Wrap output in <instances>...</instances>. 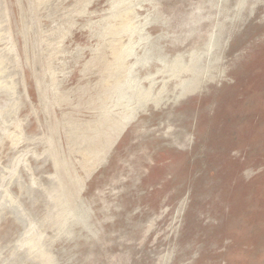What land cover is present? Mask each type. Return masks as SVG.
<instances>
[{"label": "rangeland", "instance_id": "374dc122", "mask_svg": "<svg viewBox=\"0 0 264 264\" xmlns=\"http://www.w3.org/2000/svg\"><path fill=\"white\" fill-rule=\"evenodd\" d=\"M0 264H264V0H0Z\"/></svg>", "mask_w": 264, "mask_h": 264}]
</instances>
